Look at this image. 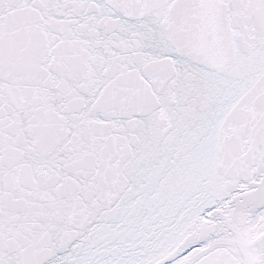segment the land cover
<instances>
[{"label":"snow or ice","instance_id":"snow-or-ice-1","mask_svg":"<svg viewBox=\"0 0 264 264\" xmlns=\"http://www.w3.org/2000/svg\"><path fill=\"white\" fill-rule=\"evenodd\" d=\"M0 264H264V0H0Z\"/></svg>","mask_w":264,"mask_h":264}]
</instances>
